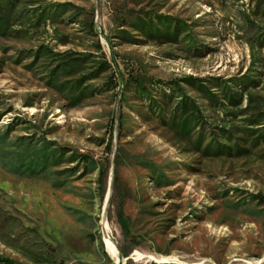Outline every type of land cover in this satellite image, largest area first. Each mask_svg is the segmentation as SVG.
I'll return each instance as SVG.
<instances>
[{"label":"rangeland","instance_id":"374dc122","mask_svg":"<svg viewBox=\"0 0 264 264\" xmlns=\"http://www.w3.org/2000/svg\"><path fill=\"white\" fill-rule=\"evenodd\" d=\"M16 10L0 35V258L264 264V0ZM183 101L186 131L169 124Z\"/></svg>","mask_w":264,"mask_h":264},{"label":"trees","instance_id":"16d2710c","mask_svg":"<svg viewBox=\"0 0 264 264\" xmlns=\"http://www.w3.org/2000/svg\"><path fill=\"white\" fill-rule=\"evenodd\" d=\"M17 6V0H0V35H6L10 31L11 26L13 25V22L19 17V14L16 10ZM43 13L39 15V17H42ZM194 86L199 90L201 93L205 94V96L212 102L213 100V93H211L209 87L199 81L197 83L194 81ZM231 102H237L233 101L234 97H230ZM238 104V103H237ZM178 108L181 110L180 113H177L176 111H172L171 119H169V124L175 128H179L181 130H187L188 125L191 120L196 117L197 111L193 108V105H191V102L183 101L178 106ZM184 115V118L182 116ZM182 118V121H179ZM250 134V133H247ZM104 176V172L100 173V177ZM114 181L117 183L119 181L118 175L116 171H114ZM118 222L120 224L121 230L123 235L128 236L130 235V222L129 218L126 216L124 209L122 205L119 208L118 211ZM123 255L127 256L128 251H123ZM0 264H19L18 262L14 261L11 258H0Z\"/></svg>","mask_w":264,"mask_h":264},{"label":"bare ground","instance_id":"6f19581e","mask_svg":"<svg viewBox=\"0 0 264 264\" xmlns=\"http://www.w3.org/2000/svg\"><path fill=\"white\" fill-rule=\"evenodd\" d=\"M109 225V224H108ZM108 240V239H107ZM109 250L113 253L116 254L117 253V248L115 246V244L111 243L109 244ZM118 256V255H117Z\"/></svg>","mask_w":264,"mask_h":264}]
</instances>
